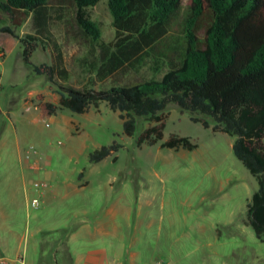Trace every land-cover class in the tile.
I'll list each match as a JSON object with an SVG mask.
<instances>
[{"label": "rangeland", "instance_id": "rangeland-1", "mask_svg": "<svg viewBox=\"0 0 264 264\" xmlns=\"http://www.w3.org/2000/svg\"><path fill=\"white\" fill-rule=\"evenodd\" d=\"M86 10L98 23L102 39H113L108 0ZM5 24H9L6 17L0 25ZM13 28L15 34L0 31V238L7 239L8 225H13L24 236L29 258L37 259L35 243L46 246L53 233L44 228L34 234L33 224H67L74 203L88 205L95 214L103 209L106 194H122L124 203L138 196L152 200L140 209L139 217L144 218L138 228L140 244H147L142 234L152 236L158 229L157 217L147 228L148 212L163 213V231L153 251L170 264H264V238L256 235L247 213L259 182L235 154L234 135L192 120L175 103L168 105L163 138L142 145L137 144L139 133L155 121L140 116L135 133L126 134L119 110L106 101L85 112L66 107L50 112L45 102L59 103L57 85L23 58L21 37L35 32L33 16ZM52 30L62 44L69 83L101 88L116 82L113 77L96 76L98 47L76 25L74 6L66 7ZM175 45L180 47L181 39L169 36L119 80L161 77L167 66L159 64L160 57L174 54ZM52 57L47 43L39 38L32 62H52ZM172 133L189 135L197 147L162 146ZM114 141L122 144L115 152L100 161L89 160L92 150ZM28 148L33 149L30 159L25 157ZM34 161L38 165L31 166ZM41 166L50 171L49 176L35 169ZM23 175L27 176L26 192ZM79 181L85 186L73 191ZM35 196L41 200L37 207L31 203ZM134 219L121 216L124 223ZM28 221L32 227L27 229ZM115 238L117 244L122 242L119 231Z\"/></svg>", "mask_w": 264, "mask_h": 264}, {"label": "trees", "instance_id": "trees-1", "mask_svg": "<svg viewBox=\"0 0 264 264\" xmlns=\"http://www.w3.org/2000/svg\"><path fill=\"white\" fill-rule=\"evenodd\" d=\"M99 0H0V31L15 34L13 25L33 16L34 33L21 37L23 58L39 74L57 85L58 107L85 112L102 101L119 110L124 132L132 135L140 116L154 120L137 137V144H154L164 136L167 108L177 104L194 121L234 135L233 150L256 176L259 186L248 203V220L264 238V0H108L115 36L106 41L86 10ZM75 7L76 25L98 47L96 76L113 77L108 87L76 86L68 82L61 42L52 30L68 6ZM179 36L175 55L166 52L161 77L119 80L136 70L151 50L169 36ZM41 38L52 52V62L35 64L31 57ZM114 141L95 148L92 162L115 152ZM162 146L193 149L189 135L172 133ZM83 173V172H82ZM81 173V175H82Z\"/></svg>", "mask_w": 264, "mask_h": 264}, {"label": "crops", "instance_id": "crops-1", "mask_svg": "<svg viewBox=\"0 0 264 264\" xmlns=\"http://www.w3.org/2000/svg\"><path fill=\"white\" fill-rule=\"evenodd\" d=\"M35 169L41 170V173L44 171L46 176H49L50 171L47 168L41 166ZM25 177L27 178L23 175L24 192L27 191ZM84 186L85 184L79 181L72 189L75 191ZM104 200L103 209L95 214H92L88 205L76 207L74 203L73 209L68 214L67 224H51L49 227H44L40 223L33 224L34 234L44 231V228L53 233L51 239L46 240V246L35 243V248L38 250L37 259L29 258L28 247L23 243V234H19L13 225H8L9 237L0 238V258H5L9 264H151L158 255L153 250L163 231V213L155 216L148 212L147 228L150 229V225L156 223L157 217L158 229L152 236L149 233L142 234L147 244H140L138 239L141 238V232L138 228L144 220L139 217L140 209L145 204L149 205L152 200L148 197L140 199L138 196L132 199V203L130 201L124 203L122 194H115V196L106 194ZM106 213L109 214L107 217ZM125 214L129 217L133 215L135 219L124 223L121 216ZM27 225V229L32 227V225L29 226V221ZM118 231L122 239L119 244L115 241ZM124 235H130L127 237L129 241L124 239ZM47 247L49 249H46ZM0 264L6 263L0 260Z\"/></svg>", "mask_w": 264, "mask_h": 264}, {"label": "built area", "instance_id": "built-area-1", "mask_svg": "<svg viewBox=\"0 0 264 264\" xmlns=\"http://www.w3.org/2000/svg\"><path fill=\"white\" fill-rule=\"evenodd\" d=\"M32 150H33L32 148H28L26 150L25 157L27 159H30L32 157ZM36 164H37L36 161L30 163L31 166H36ZM40 202H41V200L37 196L33 197L32 201H31L32 205L35 207L39 206ZM0 260H2L3 263L9 264V262L5 258H0ZM151 264H170V262L164 256H158L152 261Z\"/></svg>", "mask_w": 264, "mask_h": 264}]
</instances>
